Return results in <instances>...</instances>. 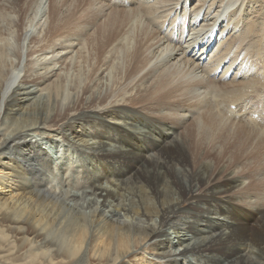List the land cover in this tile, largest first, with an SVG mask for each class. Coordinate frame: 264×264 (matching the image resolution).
Masks as SVG:
<instances>
[{
    "label": "bare ground",
    "instance_id": "bare-ground-1",
    "mask_svg": "<svg viewBox=\"0 0 264 264\" xmlns=\"http://www.w3.org/2000/svg\"><path fill=\"white\" fill-rule=\"evenodd\" d=\"M56 1L33 0L21 22L12 15L15 11L4 10L6 19L0 18V127L6 124L0 129V264H183L190 255H197L195 262L203 264L212 259L221 264H264V205L259 198L247 194L248 185L238 176V169L231 166V159L226 156L217 162L209 156L214 148L207 152L196 146L197 142L210 141L206 131L201 130L203 127L225 125L212 111L213 103L207 104V91L211 101H218L219 106L230 103L239 107L231 109L235 119L240 121L249 117V113L250 119L260 125L255 128H264L259 121L262 117H254L252 113L264 114V108L251 107L252 100L264 98V90L260 88L264 85V53L260 57L261 67L255 69L252 53L243 52L250 25H242L247 2L260 7L258 13L264 20V0H212L211 6L210 2L208 6L204 2L191 12L187 43L184 41L178 47L181 31L173 32V45L159 34L166 29L173 8L177 10L171 18L181 15L179 10L186 17L190 14L188 3L196 8L198 5H194L199 1L180 0V6L173 4L164 13L167 17L158 27L159 41L147 48L137 43L138 47L127 54L126 60L125 53L130 48L123 53L126 48L123 47L119 55L111 56L116 41L112 33L113 40L108 38L98 47L99 63H94L84 78L78 48L82 34L75 33L83 28L75 26L74 15L63 21ZM168 3L167 6L171 5ZM9 9L10 6L6 8ZM137 15L133 13L132 17ZM197 20L199 24L194 26ZM226 35L234 43L229 38L225 44ZM126 37L124 42L128 40ZM191 37L193 41H189ZM216 43L218 49L214 51ZM251 46L255 51L264 49V31L257 33L248 45L249 50ZM230 49L235 52L232 60L241 62L235 72L240 78L228 75L222 79L237 63L229 60ZM224 61H229V66H223L222 70ZM118 92L119 96L124 94L125 101L117 112L132 106L139 127L126 128L131 126L129 119L122 127L97 114L103 111L101 103L106 105ZM34 97L37 101H32ZM80 98L87 108L83 114L70 109ZM242 100H248L250 111ZM14 106L22 110L19 119L9 116ZM56 112H66L65 120L61 121L66 129L79 120L108 122L118 128L117 143L124 145L111 149L110 143L101 140L103 144L90 148L94 162L103 163V172L93 175L82 194L56 184V171L59 170V181L63 183L69 170L65 163H58L57 152L46 151L41 140L30 136L33 132L49 131L48 122ZM243 122L235 121L234 136L239 140L255 139L259 148L264 146V133L253 134L250 125ZM144 125L150 131L140 132ZM121 127L124 132L119 131ZM173 134L175 138L168 144L159 140L172 138ZM68 135L72 143L85 145L74 139L76 136ZM148 150L154 151L153 156L145 154ZM220 153H216V158L221 157ZM56 163L59 168L54 170ZM109 166L117 170L115 182L110 179ZM176 170L189 183L187 188L181 186ZM129 183L136 190L125 201H119L120 193ZM165 184L178 193L177 202L160 199L159 189ZM142 189H147L148 197L142 194ZM132 200L138 205L133 207ZM114 202L117 204L111 208ZM184 202L190 206L181 214L180 205ZM220 214L225 216L224 220L214 217ZM179 215L187 220L174 225V230L184 226L193 237L186 240L173 232L174 243L168 239L165 228L173 225ZM246 247L253 249L256 258L244 255Z\"/></svg>",
    "mask_w": 264,
    "mask_h": 264
},
{
    "label": "rangeland",
    "instance_id": "rangeland-1",
    "mask_svg": "<svg viewBox=\"0 0 264 264\" xmlns=\"http://www.w3.org/2000/svg\"><path fill=\"white\" fill-rule=\"evenodd\" d=\"M60 1L59 2L56 1L58 4L55 3L56 5H58V9L60 10V16L59 17H61V19H63V21L65 19H66L65 21H67L68 18H70L71 16L74 15L73 17H74L75 26L79 25L78 27H81V29L83 28V30H86V32L88 33L87 35H84L86 32H84L83 30L82 31L84 33L82 31H76L75 32L79 35L82 34V37L78 40V42H80L78 45V48H79L80 53H81L80 54L81 58H79V60L83 64V68H84V69L80 70L84 74L83 78L88 74L89 71H91L93 69L94 63H97V64L99 63L100 56H99L98 47H100L102 44H104L108 40V38L113 40L112 38H114L116 35V37L114 38V39H116V41L114 42L115 47L113 46L112 50L110 52L111 56L119 55L120 54L119 52L121 51V48H123V47H126V48H124L125 50L123 51V53L126 51V49H128V48L131 49V50L128 49L129 50L128 52L126 51V53H125L126 55L124 54L125 59L127 60V58H126L127 54L132 52L133 50H135L136 47H138L137 43L142 45V46H146V48H147V47L153 45V43H155L154 41L160 40V39H157L158 38V36H157L158 35V27L163 25V21L165 20V17H167V16H165L164 13L168 12V10L170 11V9H171L170 6H172L173 4H175L176 6L181 5L180 0L178 2H177V0H163L166 3H163L162 0L161 1L160 0H68V1L60 0ZM167 1L168 2L170 1L171 5L167 6V4H169ZM211 1L212 0H206V1L205 0H202V1L199 0L198 4L196 3L194 6H197V5L202 6L204 4V2H205V4L207 3L206 6H208V4L210 2L209 6H211L212 5ZM5 2H8L9 4H7ZM32 2H33V0H0V18L2 17L3 19H6L5 13L15 11V12H12V15L21 22L22 17L30 9L31 4H33ZM62 2L64 3V6H66V7L63 6ZM183 3H185L184 0H183ZM3 5L5 8L3 7ZM191 5L192 4H189V3L187 5V7H188L187 12L190 14H188V16H186V17L184 16L183 11L179 10L181 15H179V14H178V16L173 15L171 18V15L173 14V12L175 10H177L176 8H173L171 10V13L169 14L168 21L165 24V26H167L166 29H163L160 32L159 36H162L163 39L165 38V41L168 42V41H172L174 31H176V32L181 31L180 39L176 45L179 47L184 41H185L184 44H186L187 42L185 39L187 38V36L189 35V33L191 31L190 26H189L191 19H192V13L191 12H194L195 10H198L199 8H201V6H199V7L197 6L196 8H194ZM9 6L11 9L13 7V9H15V10L9 9L7 11L6 8H9ZM162 6L165 8H163ZM74 8H76L77 13L75 12L76 10H73ZM136 8H137V10H136ZM191 8H193L194 10L191 11L192 10ZM24 9H26V10H24ZM71 9H72V11H71ZM107 9H110V11ZM259 9H260V7L257 6V4H254L252 2H247V4H246L244 11L247 13H244L245 21L242 23V25H244V27L250 25V29L245 33V39L243 42V44L246 46L245 48H247L248 45H251V43H253L257 33L261 34L264 31V28H263L264 20L260 17V13H258ZM4 10H5V13L3 12ZM65 10L68 12L66 13ZM83 10H85V11H83ZM22 11H24V12H22ZM137 11H139L138 15L136 14ZM125 12H127V13L129 12L128 13L129 15L126 14ZM133 13L135 15H137V16H133V17H135V21L132 20V19H134L132 17ZM66 14H68V15H66ZM75 17H76L77 21L75 20ZM255 19H257V20H255ZM133 21L135 24L133 23ZM209 21L210 20H208L207 22H209ZM186 22L188 24V30H189V32L187 34H185L184 30H182ZM232 25L233 24L230 25V29H232ZM131 30H134V31H131ZM140 30H142V31H140ZM128 31H129V33H128ZM112 33H115V35L114 34L112 35ZM122 33H123V35H122ZM233 33H234V30H233ZM93 34H95V35H93ZM118 34H120V35H118ZM124 34L127 35V37ZM139 34H140V36H139ZM83 35L85 37H83ZM124 37H126L128 39L127 42H124ZM155 37L157 40H154ZM229 38H231V36L226 35L225 39L223 40V41H225L224 42L225 44H226L227 39H229ZM134 39H137V40H134ZM97 40H98V42H97ZM231 40H232V38L230 39V42H231ZM189 41H193L192 37H191V40L189 39ZM232 43H234L233 40H232ZM225 44H222V46H223L222 48L225 47ZM82 45L84 46V48L85 47L86 48L83 49ZM170 45H173V41L170 42ZM216 46H217V44H216ZM93 47H94V49H93ZM245 48H243L244 54L245 53L246 54L252 53L251 56L253 59H251V62H252L255 69H259L261 67L260 57H262L261 55L264 53V49L260 50V51H255L254 48L251 46L250 50L248 47L246 49L247 50L246 51ZM84 50L87 52V54ZM104 50H106V48H104ZM230 50H231V52H230L231 55L229 54V56L231 58V56H233L235 52L232 53L233 49H230ZM238 51H240V50H238ZM230 58H229L230 61H234L235 63L236 62L237 63L234 65V69L231 66L230 73L224 74L225 76H223V75L221 76L222 79H224V77H227L228 75H229V77H232L234 79H237L239 77V76L237 77L238 74H235V72H237V70L239 69L238 66L241 65V64H239L241 62H239L237 59L232 60V58L231 59ZM111 61H112L111 59H108V62H111ZM228 62L226 63L224 61L223 64L221 65L220 69L223 66H224V68L229 66ZM124 63H127V62H124ZM224 63L226 64V66L224 65ZM101 64H102V62H101ZM224 68H222V70H224ZM235 69H236V71H235ZM201 75L206 80L204 73L201 72ZM234 75H236L235 76L236 78L234 77ZM258 75L262 76V72L259 73ZM116 82H117V80H116ZM207 82L208 81L206 80V84H207ZM116 86H117V84H116ZM119 88H120V86L118 84L117 90ZM260 88H262V90H264V85L260 86ZM207 92L208 93H207L206 99H205L207 104L211 105V103H213L212 108H211L212 111L214 112V114H217L221 118V120L225 121L224 122L225 125H222L221 127L216 125L212 128H204L203 127L201 130L206 131V132L205 131L204 132H205L207 138L210 139V141H209V143L208 142H206V143L205 142H197L196 146L202 147L207 152L209 151V149L212 150L214 148L213 152L210 153L209 156H210V159L215 158L217 162L218 161L221 162L222 158H224L226 156L229 159H231V163H230L231 166L238 169V171H237L238 176L243 177V181H245L248 185V189L246 191L247 194L254 196L255 199L259 198L261 204L264 205V149H262V148H264V146L261 145V147L259 148L254 141L255 139H251V141L254 142V143H251L250 139L239 140L237 137L234 136V132L236 131L235 130V121H238L240 123L245 121V122H243L244 124L246 123L247 125H250L249 130H251V132L253 134H255V135L258 134L259 136H262V135H260V132L264 133V128H262V127L255 128V127L260 126V125L255 124V122L250 119L249 113H248L249 117L244 118L245 120L242 119L239 121V119H235V114L233 113V110L239 109V107L235 108V107L231 106L230 103L219 106L220 103L218 101L217 102L211 101V97H209L210 93H209V91H207ZM115 95H116V96H114L115 98L112 97V100L110 99L111 101L106 103V105H104V103H101L103 111L98 112L97 114H99V116L104 118L105 120L107 119L111 122L118 123L119 126H122V127L124 126V123H125L124 121H126L127 119H129L128 123L131 126L126 125V128H134V126L139 127L136 120H135V117L133 116L134 115L133 114L134 109L132 106L124 107L122 110V113L117 112L119 109H121L118 106L123 105L125 100H124V94H123V96L120 95L121 97L119 96V92ZM32 101H37V98L34 97V99ZM247 101L248 100H245V101L242 100V103L246 102L248 110L250 111V107L248 106ZM116 104H118V105H116ZM251 105H252L251 106L252 108H255V107H263L264 108V98L260 96L256 102L252 100ZM110 107H112V108H110ZM74 108H75V110H73ZM224 108H226L227 110L225 109L223 112ZM70 109H71V111H75V112H78L79 114H83L87 108H86L84 101H82L80 98V100H77V102H75L73 105H71ZM231 109H233V110L231 111ZM11 110H12V112H10V114H9L11 119L21 118L22 110L19 111V107L14 106L11 108ZM226 112L228 114H226V116H225ZM252 113H254L255 115L263 114V113L253 112V111H252ZM227 115L230 117H228ZM64 117H66V112H63V113L56 112L54 115L51 116V118L48 122V126L50 129L49 131L43 130V131H39V132H33V133H30L31 134L30 136H32L33 139L41 140L42 141V147H44V148L46 147L45 148L46 151H48L50 153L57 152V154L60 156L58 163H60V162L65 163V167L69 170V171H67V174L64 176L65 177V179H63L64 182L61 183L59 181V177H60V174H58L59 170L56 169L57 166L59 168V165L56 163L57 165L54 168V170H57L55 173L56 174V181H55L56 184L57 183L58 184H64V185L68 186V188L70 187V189H72L73 192L75 191L76 193L82 194L83 189L88 188V184L91 181L93 175L94 174L99 175V174H102V172H103V169L101 168L103 163L98 164V162H96V161L94 162V159H92L93 158V155H92L93 151L90 148H96V146L98 144H103L102 142H100L101 140L106 141V143H110V146H108V148H111V149H113L114 147H118V148L123 147L124 145L122 143H117V142H119V140H118L119 134H117V131H116V130H118V128L114 127L110 124L108 125V122L102 123V120H98V121L91 120L90 122H87L84 120H82V121L79 120L78 122L74 123L70 128L68 127L66 129V128H63V126L61 124V121L65 120ZM232 117H233V119H231ZM193 120H195V119H193ZM259 121H261V120H259ZM5 127H6V124L2 125L0 127V129H4ZM122 127L119 128V131L124 132L122 130ZM11 128H13V127L11 126ZM11 128H9V130H7V131H10ZM147 131H150V129H149L148 125H144L140 132H147ZM217 131L219 134L215 133ZM210 132H211V134H210ZM222 133H225V134L223 135ZM68 134H70L71 136H73V135L76 136V138H74V139L81 140V142L85 143V145L84 144L79 145V144L72 143V141L70 140L71 138L68 137L69 136ZM223 136H224V139H222ZM114 137L116 138V140L114 139ZM211 137H212V139H211ZM262 137H264V136H262ZM174 138H175V134L172 135V138H169L167 140H163L161 138L159 140L162 142V144H168L171 141H173ZM212 143H214V144H212ZM207 146H209V147H207ZM234 148H235V150H234ZM88 149H90V150H88ZM219 152H221L220 153L221 159L216 158V156H215L216 153H219ZM153 153H154V151L148 150L147 153H145V154L149 155V156H153ZM222 164L226 165V163H220L219 165L222 166ZM109 168H110L109 174L110 175L112 174V176H110V179H112L114 181V179L116 178L117 170L114 166H109ZM251 170L252 171L254 170V171L252 172ZM175 172H177V177L179 178V182L181 183V186L183 188H187L189 183H187L186 179L183 178V176H181V174L178 175L179 174L178 170H176ZM100 184H102L104 187L108 186L107 185L108 183H105V182H101ZM129 184H131V183H129ZM124 188H125V190H124L125 192L123 191L120 193L119 201L120 200L125 201L124 198L126 196L130 197L131 193L136 190L134 184H131L128 186L125 185ZM146 190L147 189H142L141 192L144 196L148 197ZM159 191H161V198H160L161 200H165L167 202H172V201L177 202V200L179 199L178 193L174 192V190L168 184H165L164 186L160 187ZM169 198H171V199H169ZM130 203L133 205V207L138 205V203L134 202L133 200L130 201ZM116 204L117 203L114 202L113 206H111V208H115L114 206ZM188 204L189 203L184 202L183 204L180 205L181 214H184V209H188V207L190 206ZM182 216L183 215H179V217L176 220H173V222H174L173 225L167 226L165 228L168 239H170L174 243H176V238H175L176 235L173 234V232H175V233L178 232V234L180 235V238L186 239V237H189V238L193 237V233L190 230L184 229V226H182V227L179 226V229L174 230V228H173L174 225H177L178 223H180L184 220H187L186 218H184ZM214 217L219 218L220 220H224V218H225V216L223 214H220V216L215 215ZM152 218L154 220H157V221L159 220V217L153 216ZM185 226H187V225H185ZM191 244H192V242H191ZM176 247L178 248L180 246H176ZM180 249H182V248H180ZM252 250L253 249L246 247V248H244L243 253H244V255H250V257L256 258V256L254 254H252L253 253ZM249 251H250V253H249ZM214 254L218 255L217 253H214ZM146 256L148 258H152V256H150V255L146 254ZM196 256L197 255H195V257L191 256V255L188 256L185 259L183 264L189 263L188 261H190L191 264H193V263L194 264H203V262H201V263L195 262V260L197 258ZM1 264H8V263L2 262ZM77 264H81V263H77ZM208 264H221V263H218L215 261V259H212V261L209 262Z\"/></svg>",
    "mask_w": 264,
    "mask_h": 264
}]
</instances>
